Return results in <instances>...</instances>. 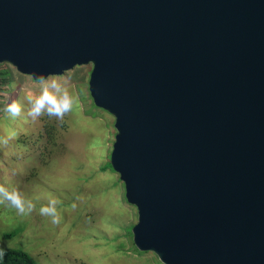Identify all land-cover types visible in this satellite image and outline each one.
<instances>
[{"label":"water","instance_id":"1","mask_svg":"<svg viewBox=\"0 0 264 264\" xmlns=\"http://www.w3.org/2000/svg\"><path fill=\"white\" fill-rule=\"evenodd\" d=\"M1 63L92 66L139 251L264 264V0H0Z\"/></svg>","mask_w":264,"mask_h":264},{"label":"rangeland","instance_id":"2","mask_svg":"<svg viewBox=\"0 0 264 264\" xmlns=\"http://www.w3.org/2000/svg\"><path fill=\"white\" fill-rule=\"evenodd\" d=\"M91 68V65L75 67L69 71L72 79L66 75L68 72L48 77L67 81L78 103L62 121L48 116L56 127V146L47 145L51 153L45 167L39 166L41 160L37 158L45 142L43 116L35 120L29 117L30 106L25 99L29 91L38 94L41 86L33 89L34 85L24 79L12 92L0 78V116L11 100L22 104L20 116L9 117L15 137L6 145L0 144L2 166L10 156L17 157L7 173L14 184L3 185L17 187L35 205L30 214L21 215L7 203L0 204V247L23 249L37 264H162L149 255L153 253L139 254L128 244L137 211L127 202L124 184L111 167L116 134L114 118L96 107L90 97ZM1 134L0 138L9 135L4 130ZM22 134L32 139L33 146L30 150L24 147L13 150L9 145ZM31 168L37 169V173L27 181L25 175ZM2 178H6L4 174L0 175V181L5 182ZM49 197L62 201L57 206L61 217L58 224L40 214Z\"/></svg>","mask_w":264,"mask_h":264},{"label":"clouds","instance_id":"3","mask_svg":"<svg viewBox=\"0 0 264 264\" xmlns=\"http://www.w3.org/2000/svg\"><path fill=\"white\" fill-rule=\"evenodd\" d=\"M41 84L39 93L33 91L26 93L25 99L29 104L27 115L33 120L47 115L55 117L62 121L64 116L72 111L74 105L78 103V97L71 90V85L67 81H59L57 79H49L46 76L38 77ZM5 112L13 118L20 116L22 112V104L18 100H11L5 107ZM16 133H9L8 137L0 138V144L6 145L8 140L14 138ZM7 203L17 210L21 215L30 214L35 205L31 199H27L25 194L17 187H5L0 184V204ZM62 201L58 197H49L46 205L40 208V214L51 217L53 224L60 222V214L57 206ZM75 207V205H73ZM4 255L3 250H0V257Z\"/></svg>","mask_w":264,"mask_h":264},{"label":"trees","instance_id":"4","mask_svg":"<svg viewBox=\"0 0 264 264\" xmlns=\"http://www.w3.org/2000/svg\"><path fill=\"white\" fill-rule=\"evenodd\" d=\"M80 69H83V67H80ZM66 75H69L71 79L73 78L71 72L66 73ZM0 78L4 82V86H6L8 89L10 88V91L12 92H14L13 90L17 88L20 82H22L24 79H26L28 82H31V84L34 85V87H32L33 89H36L37 87L41 86L39 80L35 79L34 76L19 73L13 66H11L8 63L0 64ZM9 117H12V116L6 113L5 110L1 111L0 137H2L1 131L3 130L5 131L6 134L11 133L12 125L10 124ZM41 120H42V134L45 137V142H43V144L41 145L40 151L37 154V158L41 160V164H39V166L44 165L45 167L47 165V162L49 160V155L51 153V151L47 148V145L51 147L56 146V127L54 123L49 122L47 115L41 117ZM31 141L32 139L30 137L23 136L22 134L18 136L17 138H15L14 141L9 146H12L13 150H17L20 147H24L26 150H30L31 147L33 146V144H30ZM7 160L8 161H6V163L3 166L0 164V175L4 174L6 176V178L1 179V180H4L5 182L0 181V184H14L12 179L9 180L7 178V177H11V176H8L7 173H8V170L10 171L13 168L14 163L17 162V157L10 156ZM36 173H37V169L33 170L31 168L25 175L26 180L29 181L30 176H32V179H33V177L36 176ZM63 205H65V203ZM131 239L132 237H130V242L128 240V244L131 245L132 250L136 251L139 254L145 253V252L139 251L135 247ZM0 250H3L4 252V255L0 257V264H37V262L31 257V255L23 249L0 247ZM149 255L153 257L154 261L159 263V260L154 254H149Z\"/></svg>","mask_w":264,"mask_h":264}]
</instances>
